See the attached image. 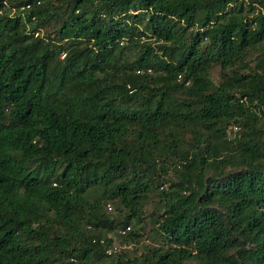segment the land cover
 Returning <instances> with one entry per match:
<instances>
[{
    "label": "trees",
    "instance_id": "1",
    "mask_svg": "<svg viewBox=\"0 0 264 264\" xmlns=\"http://www.w3.org/2000/svg\"><path fill=\"white\" fill-rule=\"evenodd\" d=\"M0 264H264V0H0Z\"/></svg>",
    "mask_w": 264,
    "mask_h": 264
},
{
    "label": "rangeland",
    "instance_id": "2",
    "mask_svg": "<svg viewBox=\"0 0 264 264\" xmlns=\"http://www.w3.org/2000/svg\"><path fill=\"white\" fill-rule=\"evenodd\" d=\"M214 79L215 81H218L219 79L217 78V76H214ZM235 129H232V132L229 133V137L233 134V131ZM150 202L147 203V205L145 206L146 207V210H145V213L148 214L149 212H151L152 210V207H153V201H156V197L155 195H151L150 197ZM110 212V211H109ZM113 213H110L109 215H112ZM145 216V214H144ZM144 222L141 223V225H143ZM141 225H135L134 227L140 231L141 233H143L141 235V238L139 240V245H137V249L135 248L136 245L134 244H129L127 245V248L128 250H132V252H136L139 253L141 252V249L142 248H145V246H148V245H157V244H160V240L158 238H156L155 234L153 233L152 231V228L151 227H148L149 225L147 224V219L145 220V227H141ZM108 236L110 238H112L113 240V247H115V250L117 251H120L121 248H123L122 246H120V242L118 240V236H117V233L116 232H110L108 233ZM140 247V249H139Z\"/></svg>",
    "mask_w": 264,
    "mask_h": 264
},
{
    "label": "built area",
    "instance_id": "3",
    "mask_svg": "<svg viewBox=\"0 0 264 264\" xmlns=\"http://www.w3.org/2000/svg\"><path fill=\"white\" fill-rule=\"evenodd\" d=\"M64 56V54H62V57Z\"/></svg>",
    "mask_w": 264,
    "mask_h": 264
}]
</instances>
